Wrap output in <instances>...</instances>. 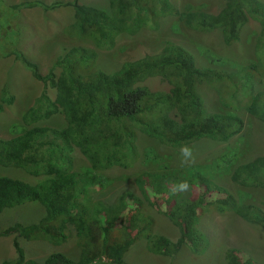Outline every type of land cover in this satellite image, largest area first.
<instances>
[{
	"label": "trees",
	"instance_id": "obj_1",
	"mask_svg": "<svg viewBox=\"0 0 264 264\" xmlns=\"http://www.w3.org/2000/svg\"><path fill=\"white\" fill-rule=\"evenodd\" d=\"M107 3V8L78 0L30 1L25 6H72V28L76 32L68 31L69 34L88 39L101 48L112 47L121 33L155 28L166 16H176L195 30L217 29L223 42L230 45L240 39L242 27L252 18L260 24L255 43L257 59L235 71L199 67L191 52L169 42L159 52L126 61L112 72H85L82 70L94 63L96 52L74 46L56 58L43 74L34 61L15 53L35 79L56 92L51 100L43 91L23 112L22 120L30 124L59 113L65 124L60 128L32 125L10 138L0 139L1 165L32 175H47L36 183L0 176V212L26 201H37L45 209L36 222L0 227V235L16 234L15 258L0 264H126L124 254L139 239H145L148 250L155 254L174 257L183 243L193 253L201 254L207 250L209 240L198 223L209 210L231 211L264 229V212L260 207L235 197L196 165L140 172L134 179L140 194L125 189L112 201L94 199L92 195L107 184L97 171L123 164L137 154L138 132L162 144L181 147L202 138L226 142L242 130L243 119L236 113L206 109L197 89L199 84L214 88L234 110L245 101V110L261 121L264 131V91L254 90L256 83L264 84V2L223 0L215 13L191 4L179 9L172 0ZM154 76L167 82L168 90H151L140 84ZM10 102V96L1 98L0 111L4 103ZM74 147L87 158L89 168H72ZM222 160L229 164L232 158ZM230 179L245 187H264V155L238 163L231 170ZM184 181L189 185L185 197L184 191H176ZM145 203L180 228L179 240L153 232L154 218L143 210ZM71 225L79 246L77 259L60 251L42 260L27 258L17 239L22 236L65 240ZM224 257L227 264H255L234 247L227 248Z\"/></svg>",
	"mask_w": 264,
	"mask_h": 264
},
{
	"label": "rangeland",
	"instance_id": "obj_2",
	"mask_svg": "<svg viewBox=\"0 0 264 264\" xmlns=\"http://www.w3.org/2000/svg\"><path fill=\"white\" fill-rule=\"evenodd\" d=\"M30 1L50 3L55 0H0V99L6 95L7 98H12V102L4 103L0 111V139L10 138L22 128L32 125L60 128L65 124L63 115L59 113L30 124L22 120L23 112L43 91L51 100L55 98L56 92L54 88L45 87L41 81L35 79L30 70L15 57V53H22L27 59L34 61L43 74L48 72L56 58L74 46L86 47L96 52L94 63L88 69L82 70L85 72L98 69L112 72L126 61L159 52L169 42L185 47L192 53L199 67L235 71L257 59L255 43L260 24L252 18L242 27L240 39L230 45L223 42L217 29L195 30L186 26L176 16H166L161 18L155 28H142L135 34L121 33L112 47L101 48L88 39L69 34L70 31L76 32L72 28L75 21L72 6L52 9H45L40 4L25 6V3ZM78 1L100 8H107L108 5L107 0ZM172 1L179 9L191 4L212 13L217 12L223 3V0ZM211 57L216 60H211ZM59 71V67L55 68L57 74ZM140 84L156 91H166L169 88V84L157 76L148 77ZM197 89L209 112H231L241 116L242 130L226 142L208 138L191 142L187 145L192 150L190 158L182 154L183 146H168L138 132L137 154L131 160H124V165L118 164L97 171L106 178L107 184L102 190L92 193L94 199L112 201L125 189L138 194L134 179L144 170L162 171L165 167L178 170L184 166L196 165L217 183L226 186L235 197L245 203L257 205L264 212V187H245L230 179V172L238 163L264 155V131L261 121L245 110V101L234 110L225 104V98L209 85L199 84ZM254 90L264 91V84L256 83ZM71 156L74 170L89 168L90 163L77 147H74ZM224 157H231L232 161L226 164L222 160ZM0 176H13L36 183L47 175H32L23 169L0 164ZM187 195L188 190L184 191L183 197ZM143 210L154 218V233L165 235L172 241L179 240L180 228L166 216L155 211L147 203L144 204ZM44 213V206L37 201L5 207L0 212V227L4 229L16 222L24 225L36 222ZM198 228L209 240L207 250L201 254L193 253L184 243L174 257L155 254L148 250L145 239H139L128 248L124 260L126 264H227L225 251L234 247L241 254L250 257L255 264H264V229L258 224L248 222L231 211L209 210L201 216ZM74 233L71 225L65 240L27 239L22 236L17 239L27 258L42 260L50 253L60 251L77 259L79 246ZM15 237V233L0 235V262L15 258Z\"/></svg>",
	"mask_w": 264,
	"mask_h": 264
},
{
	"label": "clouds",
	"instance_id": "obj_3",
	"mask_svg": "<svg viewBox=\"0 0 264 264\" xmlns=\"http://www.w3.org/2000/svg\"><path fill=\"white\" fill-rule=\"evenodd\" d=\"M181 152L185 157L190 158L192 156V150L187 146H183L181 149ZM188 189H189V185H188L187 181H184L178 185V187L176 188V191L183 192V191H186Z\"/></svg>",
	"mask_w": 264,
	"mask_h": 264
}]
</instances>
